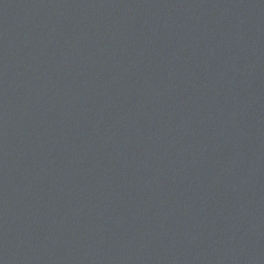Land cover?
<instances>
[{"label": "water", "instance_id": "obj_1", "mask_svg": "<svg viewBox=\"0 0 264 264\" xmlns=\"http://www.w3.org/2000/svg\"><path fill=\"white\" fill-rule=\"evenodd\" d=\"M0 264H264V0H0Z\"/></svg>", "mask_w": 264, "mask_h": 264}]
</instances>
